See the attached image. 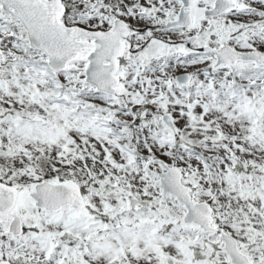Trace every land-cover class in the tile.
Returning a JSON list of instances; mask_svg holds the SVG:
<instances>
[{
    "label": "snow or ice",
    "instance_id": "1",
    "mask_svg": "<svg viewBox=\"0 0 264 264\" xmlns=\"http://www.w3.org/2000/svg\"><path fill=\"white\" fill-rule=\"evenodd\" d=\"M0 264H264V0H0Z\"/></svg>",
    "mask_w": 264,
    "mask_h": 264
}]
</instances>
